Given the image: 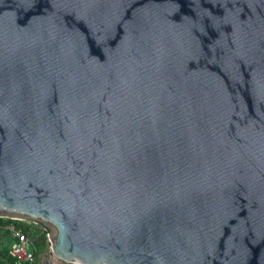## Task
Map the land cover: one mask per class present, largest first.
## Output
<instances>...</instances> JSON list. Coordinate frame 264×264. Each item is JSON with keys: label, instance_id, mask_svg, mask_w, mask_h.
Returning <instances> with one entry per match:
<instances>
[{"label": "water", "instance_id": "obj_1", "mask_svg": "<svg viewBox=\"0 0 264 264\" xmlns=\"http://www.w3.org/2000/svg\"><path fill=\"white\" fill-rule=\"evenodd\" d=\"M0 218L70 264H264V0H0Z\"/></svg>", "mask_w": 264, "mask_h": 264}, {"label": "built area", "instance_id": "obj_2", "mask_svg": "<svg viewBox=\"0 0 264 264\" xmlns=\"http://www.w3.org/2000/svg\"><path fill=\"white\" fill-rule=\"evenodd\" d=\"M16 221L17 222L12 219L6 221L5 230L8 232L11 240L8 253L14 259L13 264H34L35 252L33 248V239L22 228L20 222L24 221ZM44 236L47 238V232H45Z\"/></svg>", "mask_w": 264, "mask_h": 264}, {"label": "crops", "instance_id": "obj_3", "mask_svg": "<svg viewBox=\"0 0 264 264\" xmlns=\"http://www.w3.org/2000/svg\"><path fill=\"white\" fill-rule=\"evenodd\" d=\"M6 218H0V254L3 253L4 251H8L9 247H10V244H11V240H10V237H9V234L8 232L5 230V226H6ZM42 233L39 232V236H43V234L41 235ZM33 248H34V252H35V262L34 264H43V261H40L37 259V254H38V250L40 249V246H36V245H33ZM51 253V252H50ZM47 260V264H70V263H64V262H61L59 260H57L56 258H54L52 256V254H49L48 253V256L47 258H45V261ZM2 258L0 257V264H2Z\"/></svg>", "mask_w": 264, "mask_h": 264}, {"label": "trees", "instance_id": "obj_4", "mask_svg": "<svg viewBox=\"0 0 264 264\" xmlns=\"http://www.w3.org/2000/svg\"><path fill=\"white\" fill-rule=\"evenodd\" d=\"M6 221H10V219H5ZM15 222H17L16 220H14ZM22 228L24 229V231H26L29 236L33 239V244L34 245H38L40 246V248L43 247L44 242H47V238H45V236H39V232H40V228L44 231L47 232V230L42 227L40 224H34L31 222H20ZM0 257L2 258V262L5 264H13L14 263V259L9 255L8 251H4L3 253L0 254Z\"/></svg>", "mask_w": 264, "mask_h": 264}, {"label": "rangeland", "instance_id": "obj_5", "mask_svg": "<svg viewBox=\"0 0 264 264\" xmlns=\"http://www.w3.org/2000/svg\"><path fill=\"white\" fill-rule=\"evenodd\" d=\"M24 222H26V221H24ZM40 232L43 234V236L45 235V232L40 228ZM41 234V235H42ZM46 238V237H45ZM48 241V240H47ZM43 244V247L42 248H40L39 250H38V254H37V259L40 261V259H41V261H43V264H47V260L45 261V258H47V256H48V253L49 254H51L50 253V247H49V242L47 243V242H44V243H42ZM42 264V263H41Z\"/></svg>", "mask_w": 264, "mask_h": 264}]
</instances>
